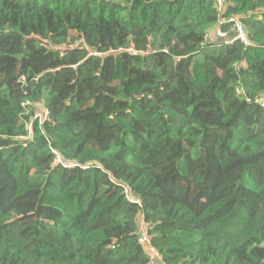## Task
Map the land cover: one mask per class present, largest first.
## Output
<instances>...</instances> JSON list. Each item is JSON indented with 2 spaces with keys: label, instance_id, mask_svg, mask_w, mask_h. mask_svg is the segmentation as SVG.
I'll list each match as a JSON object with an SVG mask.
<instances>
[{
  "label": "trees",
  "instance_id": "obj_1",
  "mask_svg": "<svg viewBox=\"0 0 264 264\" xmlns=\"http://www.w3.org/2000/svg\"><path fill=\"white\" fill-rule=\"evenodd\" d=\"M223 1L0 0V264H264V0Z\"/></svg>",
  "mask_w": 264,
  "mask_h": 264
},
{
  "label": "built area",
  "instance_id": "obj_2",
  "mask_svg": "<svg viewBox=\"0 0 264 264\" xmlns=\"http://www.w3.org/2000/svg\"><path fill=\"white\" fill-rule=\"evenodd\" d=\"M218 6L220 7V10L223 8L224 1L223 0H217ZM229 23L231 24V27L227 31H223L220 28L217 29V36L219 39L227 40L229 43H233L236 40H239L243 42L246 46H250L251 42L249 40L248 34L246 32V29L244 27V22L240 17H230L228 19H222L219 24ZM233 35V38L230 40L229 36ZM95 54V53H94ZM256 103H259L261 105H264V96L261 98L256 99ZM29 105H33L30 101H27L23 103V106L26 108ZM36 109L33 110V118L34 120H38L40 125H43L46 119L49 117V110L42 105L36 104ZM33 107V106H32ZM26 113H29L27 111ZM28 128V134L26 136H23V139H32L34 135L33 131V122H29L27 124ZM58 162H62L61 158H58ZM158 254H153V258L156 257Z\"/></svg>",
  "mask_w": 264,
  "mask_h": 264
},
{
  "label": "crops",
  "instance_id": "obj_3",
  "mask_svg": "<svg viewBox=\"0 0 264 264\" xmlns=\"http://www.w3.org/2000/svg\"><path fill=\"white\" fill-rule=\"evenodd\" d=\"M216 31H217V30L211 32V34H210V37H211V38H213V39H219L218 36H217V32H216Z\"/></svg>",
  "mask_w": 264,
  "mask_h": 264
},
{
  "label": "water",
  "instance_id": "obj_4",
  "mask_svg": "<svg viewBox=\"0 0 264 264\" xmlns=\"http://www.w3.org/2000/svg\"><path fill=\"white\" fill-rule=\"evenodd\" d=\"M232 38H233V35H230V36H229V39L231 40ZM224 42H225V40H224Z\"/></svg>",
  "mask_w": 264,
  "mask_h": 264
}]
</instances>
